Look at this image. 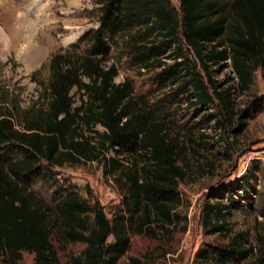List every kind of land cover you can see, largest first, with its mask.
I'll return each instance as SVG.
<instances>
[{
  "label": "trees",
  "instance_id": "16d2710c",
  "mask_svg": "<svg viewBox=\"0 0 264 264\" xmlns=\"http://www.w3.org/2000/svg\"><path fill=\"white\" fill-rule=\"evenodd\" d=\"M180 4L181 16L171 0H95L99 27L80 39L89 44L88 53L75 48L52 54L41 99L28 108L10 106L4 101L9 92L0 87V255L7 262L17 264L29 252L35 264H118L131 247L132 233L160 239L180 222L176 209L185 147L170 133V112L153 111L135 94L131 80L116 81L123 59L138 75L159 72L154 78L160 85L182 71L192 85L191 106L218 102L222 130L246 127L241 117L234 128L233 89L216 83L211 69L231 61L239 90H249L254 73L264 69V0ZM172 50L178 58L192 51L196 61L187 57L186 63L161 69ZM110 150L114 156L108 157ZM84 162L103 163L105 174L119 185L124 208L112 219L99 202L90 205L71 189L59 187L50 200L33 189L45 169ZM49 186H55L52 180ZM225 198L215 195L204 203L201 223L207 234L228 232L227 218L243 207L231 196L225 204ZM246 237L238 233L226 246L200 249L195 264H264V246L257 249ZM68 244L85 248L64 263L59 249Z\"/></svg>",
  "mask_w": 264,
  "mask_h": 264
},
{
  "label": "rangeland",
  "instance_id": "374dc122",
  "mask_svg": "<svg viewBox=\"0 0 264 264\" xmlns=\"http://www.w3.org/2000/svg\"><path fill=\"white\" fill-rule=\"evenodd\" d=\"M171 3L181 16L180 0ZM96 9L95 0H5L0 7V29L6 35L0 41V87L4 93L9 92L4 100L7 104L17 102L28 108L41 99V85L50 79L48 63L52 54L75 48L79 53H88L89 44L80 39L99 27ZM116 53L113 48L111 55ZM186 54L178 58L172 50L163 58L166 65L160 68L186 63L187 57L196 61L192 51ZM211 70L213 80L223 89L232 87L237 113L234 128L238 129V119L244 117V129L224 131L217 125L218 102L208 107L191 106L192 85L183 80L182 71H176L175 77L160 85L154 78L159 72L151 70L138 75L126 59L121 62L116 81L131 80L135 94L153 111L159 115L170 112V133L186 151L181 160L185 177L178 186L180 204L176 209L180 222L160 239L132 233L131 247L118 264H133L131 258L141 264H195L200 249L226 246L238 233H245L257 249L264 246V69L254 73L249 90L244 92L238 88L231 61ZM72 94L75 106H79L80 94L76 89ZM96 130L104 131L101 126ZM107 156H114V152L110 150ZM45 170L36 175L33 189L47 200L62 187L79 193L90 205L99 202L110 219L115 210L124 208L119 185L113 176L105 174L103 163L66 164ZM50 180L55 186H49ZM215 195L226 197L225 204L231 196L243 205L227 218L229 231L225 234H207L201 223L203 205ZM112 241L111 237L109 242ZM84 248L83 244H68L59 249L62 262ZM0 264H11V260L7 262L0 255ZM17 264H35L34 254L23 252Z\"/></svg>",
  "mask_w": 264,
  "mask_h": 264
},
{
  "label": "bare ground",
  "instance_id": "6f19581e",
  "mask_svg": "<svg viewBox=\"0 0 264 264\" xmlns=\"http://www.w3.org/2000/svg\"><path fill=\"white\" fill-rule=\"evenodd\" d=\"M5 0H0V7L4 6ZM5 30L0 29V41H3L5 38Z\"/></svg>",
  "mask_w": 264,
  "mask_h": 264
}]
</instances>
